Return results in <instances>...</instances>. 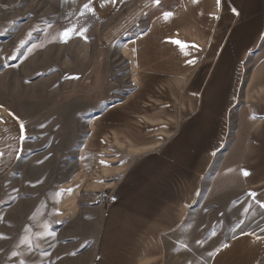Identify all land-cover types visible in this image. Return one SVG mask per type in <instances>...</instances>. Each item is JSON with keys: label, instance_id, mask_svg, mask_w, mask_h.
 <instances>
[{"label": "crops", "instance_id": "1", "mask_svg": "<svg viewBox=\"0 0 264 264\" xmlns=\"http://www.w3.org/2000/svg\"><path fill=\"white\" fill-rule=\"evenodd\" d=\"M91 6L133 89L93 118L82 159L91 167L112 144L137 158L110 193L87 264H167L192 213L201 236H230L207 264H264L263 222L253 215H264V0ZM18 129L0 104V176L21 154Z\"/></svg>", "mask_w": 264, "mask_h": 264}, {"label": "rangeland", "instance_id": "2", "mask_svg": "<svg viewBox=\"0 0 264 264\" xmlns=\"http://www.w3.org/2000/svg\"><path fill=\"white\" fill-rule=\"evenodd\" d=\"M82 2L0 0V104L30 137L0 176V264H87L105 208L98 196L137 158L127 144H112L91 167L83 162L91 121L133 83L118 46L103 42L105 24L77 11ZM254 214L264 234V215ZM196 227L192 213L167 264H207L210 249L230 237Z\"/></svg>", "mask_w": 264, "mask_h": 264}, {"label": "snow or ice", "instance_id": "3", "mask_svg": "<svg viewBox=\"0 0 264 264\" xmlns=\"http://www.w3.org/2000/svg\"><path fill=\"white\" fill-rule=\"evenodd\" d=\"M197 2V0H193V3H196ZM154 3L156 4V5H159L160 4V0H154ZM219 3H220V0H217V4L219 5ZM84 9H86L87 10V12L88 13H91V14H93V15H95V9L91 6V0H90V3L89 4H85L84 5ZM233 11L235 12V9H233ZM237 15H238V13H236ZM81 15H85V13L84 12H81ZM164 19H165V21H167L173 14L171 13V12H165L164 14ZM76 31V29L75 28H71V29H66L63 33H62V36H65V37H67L68 35H69V32H75ZM82 31H86V29H84V30H82ZM66 42V41H65ZM172 43H174V44H177V45H179L180 47H181V50L183 51V49L184 48H186V47H188L187 45H183V44H181L179 41H171ZM192 47H196L195 45H193ZM185 55H187L188 53L187 52H185L184 53ZM189 63H192V64H194L195 63V60H192V61H189ZM18 139L20 140V141H27L28 139H30V137L27 135V128L25 127V125L23 124V123H20L19 124V129H18ZM19 151H23V148L22 147H20L19 148ZM2 155H3V153H0V157H2ZM243 176H245V177H247V176H249L250 175V173L248 172V171H243ZM70 191V190H69ZM249 196H251L252 198H253V200L254 201H256V197H257V193L256 192H250L249 193ZM258 204H259V206L261 207V208H264V202H260V201H256ZM262 231H264V230H262ZM201 243V241H197V244H200ZM209 255H211V254H209Z\"/></svg>", "mask_w": 264, "mask_h": 264}, {"label": "built area", "instance_id": "4", "mask_svg": "<svg viewBox=\"0 0 264 264\" xmlns=\"http://www.w3.org/2000/svg\"><path fill=\"white\" fill-rule=\"evenodd\" d=\"M99 198H101L102 200H104L105 202V205H108L112 202V197H111V194H106V193H101L99 196Z\"/></svg>", "mask_w": 264, "mask_h": 264}, {"label": "bare ground", "instance_id": "5", "mask_svg": "<svg viewBox=\"0 0 264 264\" xmlns=\"http://www.w3.org/2000/svg\"><path fill=\"white\" fill-rule=\"evenodd\" d=\"M8 254V253H7ZM7 256V255H6Z\"/></svg>", "mask_w": 264, "mask_h": 264}]
</instances>
